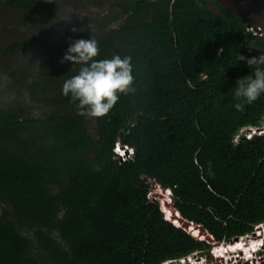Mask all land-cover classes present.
<instances>
[{
    "label": "trees",
    "instance_id": "obj_1",
    "mask_svg": "<svg viewBox=\"0 0 264 264\" xmlns=\"http://www.w3.org/2000/svg\"><path fill=\"white\" fill-rule=\"evenodd\" d=\"M108 1L111 14L92 20L82 38L97 40L95 59L130 57L134 83L104 117L81 115L62 95L80 65L45 61L23 79L5 64L26 47L57 46L53 30L0 46V72L26 100L17 110L0 106V264H162L210 255L180 215L216 243L264 224V94L243 111L233 95L253 71L239 54L259 55L264 34L218 0ZM241 1L264 19V0ZM51 5L0 0V10L36 14L37 31L56 17L46 13ZM31 103L41 115L24 113ZM253 129L262 133L248 138ZM118 143L134 150L124 162ZM155 184L171 190L176 225L148 199Z\"/></svg>",
    "mask_w": 264,
    "mask_h": 264
},
{
    "label": "clouds",
    "instance_id": "obj_2",
    "mask_svg": "<svg viewBox=\"0 0 264 264\" xmlns=\"http://www.w3.org/2000/svg\"><path fill=\"white\" fill-rule=\"evenodd\" d=\"M72 31L75 32L77 31V29L73 28ZM248 49L251 51L252 49L256 48L248 47ZM98 56V42L97 40L90 37L89 39L81 38L72 40L69 43V46L64 55L61 57V63L71 62V64L80 65L78 73L71 76L63 83L61 89L62 95H64L65 97L70 96V98L74 102H78L77 107L81 110V115L92 118L106 116L116 105L121 94H128L133 90L134 83L133 66L131 64L130 57H121L120 55H115L110 59H95ZM238 61L245 62L250 67V69L253 70L251 74H247L243 77L238 78L234 88L233 95L235 97V100L237 101L234 104V107L237 111H243L245 105L253 104L261 97L262 94H264V51L260 50L259 55L251 56H246L240 53L238 56ZM259 125L261 127H264V116L260 118ZM254 133H262V130H250L248 138H250ZM114 152L116 156L121 160V158L125 155H128L126 159L131 157L134 150L133 148L122 146L120 143H118L114 149ZM155 186L161 188L157 184H155ZM162 190L170 191V199L172 201L171 190ZM173 203L174 202L172 201V206ZM162 211L164 212L163 209ZM164 216L167 219V214L165 212ZM167 220L173 222L170 219ZM192 225H194V227L200 226L193 223ZM180 226L188 231L191 224L188 227H184L183 225ZM262 226H264V224L258 226L257 228H260ZM188 232L191 233L190 231ZM191 235L199 240L208 241L211 244V248L213 243H216L207 232H202L199 230V234H197L196 236L193 234ZM202 236L204 237L202 238ZM243 238L244 237L240 239L242 240ZM240 239L238 241H240ZM259 239V247L255 248L256 245L254 244V241L250 243L251 248L249 250H251L250 257L252 258L249 259L254 260L257 254H261L262 247H264V231L263 234L262 232L260 233ZM234 242L237 241L234 240L231 243H216V245H219L220 247H222L223 245H227V247L225 248V251L227 253L221 254V259H223L224 261H228L227 259H225V254L230 255L233 251V254L237 256L234 258H240L241 255H243L244 258V250L242 249L244 248L243 242L242 246H240L238 249H228L230 248L229 245ZM211 250L209 249L210 256L213 255L211 253ZM228 251H230L231 253H228ZM246 260L248 259L246 258Z\"/></svg>",
    "mask_w": 264,
    "mask_h": 264
},
{
    "label": "rangeland",
    "instance_id": "obj_3",
    "mask_svg": "<svg viewBox=\"0 0 264 264\" xmlns=\"http://www.w3.org/2000/svg\"><path fill=\"white\" fill-rule=\"evenodd\" d=\"M75 0H31V2L36 6L50 7L49 3H52L51 8L53 11H46L48 16L53 15L55 18L48 17L49 21L47 22L48 26L41 27L40 31H37L31 27V23L37 22V15L32 13H26L21 10H0V46L4 48L6 45L14 41H21L25 39L35 38L39 36L43 32H47L48 30L54 31L53 36L50 38L51 41L54 40L57 46L51 47L48 46L47 49H43L38 47L36 49L31 50L29 47L24 48L21 53L16 56L11 57L10 59H4L5 64L9 65L11 68L19 69L21 73V78L27 79L28 77L35 76L40 66L45 61H60V54H64L67 50L69 43L72 40L77 39L80 36L82 38V34L89 27H92V20H95L99 17V15L111 14V10H113V3L108 0H101L98 3V7L93 5H88L83 0H78L74 3ZM74 11L77 14H80V18L72 19L70 16V12ZM34 21V22H33ZM32 24V25H33ZM30 25V26H29ZM75 28L77 31H72ZM50 45V41H49ZM43 52H47L48 55H43ZM34 55H37L41 58V60L33 61ZM13 79L4 72H0V106L6 107L10 110H17L19 107L25 106L26 100L16 93L15 89L11 88V84H13ZM24 113L31 114L33 116L41 115L40 105H32L29 108L23 109ZM95 120H92L89 123V130L93 134L95 132ZM156 187V188H155ZM160 188L158 186L153 185L152 190L149 194V198L151 201H160L161 208L164 209V200L167 199V196L157 195V191ZM166 201V200H165ZM172 206V201H171ZM173 207V206H172ZM3 206L0 204V211ZM177 208V207H175ZM169 208H166L168 210ZM168 218H173L171 215H168ZM264 226L257 228L256 232L253 236L244 237V258L243 255L240 258L237 257L234 251L230 255L225 254V259L228 261H224L221 259L222 253H227L216 243H213L212 248H210L211 253L213 255H206L208 260L213 262L214 264H264V247H262L261 254H257L253 259L250 257L251 255V244L254 241L256 247H259V238L260 233L263 234ZM192 232L191 234H193ZM202 239V238H201ZM241 240V239H240ZM230 245H233L230 244ZM214 246V247H213ZM227 247V245H223ZM223 247V248H224ZM210 252V251H209ZM246 258L248 260H246Z\"/></svg>",
    "mask_w": 264,
    "mask_h": 264
},
{
    "label": "water",
    "instance_id": "obj_4",
    "mask_svg": "<svg viewBox=\"0 0 264 264\" xmlns=\"http://www.w3.org/2000/svg\"><path fill=\"white\" fill-rule=\"evenodd\" d=\"M220 1L222 4H224L225 6H227L228 8H230L231 10L235 11L236 13L240 14L241 16H243L244 18H246L247 20H249L251 22V24H255L256 26V30L259 33H263L264 34V19L252 8L250 7L248 4H246L245 2L241 1V0H218ZM165 191V190H162ZM166 193V191H165ZM173 206L176 207V204L173 203ZM179 213V211H178ZM180 215V213H179ZM179 222L184 226V227H188L190 224V222L184 221L181 216L179 218ZM197 229H199L200 231H204L202 226H195ZM239 239L236 238L235 241H238Z\"/></svg>",
    "mask_w": 264,
    "mask_h": 264
},
{
    "label": "built area",
    "instance_id": "obj_5",
    "mask_svg": "<svg viewBox=\"0 0 264 264\" xmlns=\"http://www.w3.org/2000/svg\"><path fill=\"white\" fill-rule=\"evenodd\" d=\"M253 30L258 32L256 29H253ZM127 156L128 155L123 156L121 158V161L123 162L127 158ZM209 260L207 256L201 254L200 252H195L191 255H188V256H185L179 259L167 260L163 262L162 264H214V261L211 262Z\"/></svg>",
    "mask_w": 264,
    "mask_h": 264
},
{
    "label": "bare ground",
    "instance_id": "obj_6",
    "mask_svg": "<svg viewBox=\"0 0 264 264\" xmlns=\"http://www.w3.org/2000/svg\"><path fill=\"white\" fill-rule=\"evenodd\" d=\"M156 193L158 196H161L165 194V191H162V189L160 188ZM164 196H167V199H165L166 201L164 200L163 202L165 205L164 210L167 212L168 215H171L174 218V216L177 215L178 212L176 211V208L171 206L170 191H166V194ZM166 208H169V209L166 210ZM173 218H170V219L173 220ZM242 242L243 240L234 242L233 245H229L230 248L228 249H231V250L238 249L240 246H242ZM223 247L224 246H222V249L225 250L226 247L224 248Z\"/></svg>",
    "mask_w": 264,
    "mask_h": 264
}]
</instances>
